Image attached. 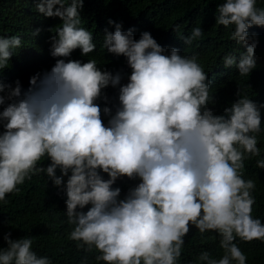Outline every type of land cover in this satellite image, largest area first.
I'll return each mask as SVG.
<instances>
[{
  "label": "clouds",
  "instance_id": "1",
  "mask_svg": "<svg viewBox=\"0 0 264 264\" xmlns=\"http://www.w3.org/2000/svg\"><path fill=\"white\" fill-rule=\"evenodd\" d=\"M83 5L84 0H39L37 12L62 21L51 37L55 64L32 76L27 90L19 81L13 88L0 80V202L46 172L58 194H66L67 223L75 226L68 238L78 249L95 248L97 261L179 264L194 227L202 235L215 232L223 250L219 259L202 251L199 261L246 264L235 240L264 242V224L252 216L256 185L243 178L244 161L261 155L257 135L264 104L238 89L236 101L215 115L208 107L214 102L212 81L196 55L165 49L148 32L136 40L134 29L122 31L111 20L115 31L105 30L103 47L126 58V84L120 72L101 70L94 59H70L77 49L81 56L96 49L92 32L79 26ZM216 13V24L234 26L230 38L246 48L238 61L225 56L224 67L235 66L246 78L257 67L258 44L248 30L264 28V8L257 0H224ZM203 35L195 27L182 40L191 45ZM21 47L19 35L0 36V75ZM110 87L119 89L115 112L97 103L102 97L110 103L104 95ZM45 157L50 164L38 166ZM256 167L264 170V158ZM124 179L138 183L121 198L122 189L114 185ZM4 241L0 264H52L32 250L30 237L13 240L8 233Z\"/></svg>",
  "mask_w": 264,
  "mask_h": 264
},
{
  "label": "trees",
  "instance_id": "2",
  "mask_svg": "<svg viewBox=\"0 0 264 264\" xmlns=\"http://www.w3.org/2000/svg\"><path fill=\"white\" fill-rule=\"evenodd\" d=\"M39 0H0V36L11 37L19 35L22 47L14 50L10 67L0 75V80L13 88L19 81L22 90H27L29 80L37 73L50 71L56 58L51 56V37L55 29L61 26L59 18H46L36 11ZM224 0H84L80 11L81 25L93 34L96 49L87 56H81L79 49L75 50L70 59L85 63L95 60L101 70L120 72L121 84L128 82L131 69L126 58L116 57L109 53L104 44L105 30L115 31V24L122 25V31L134 29L136 40L144 32H148L163 48L179 49L181 56L196 55L198 62L208 74L210 95L214 102L209 104L215 115H223L224 108L230 107L237 99L238 89L248 95L258 105L264 104V28L253 26L249 35L255 34L258 41L254 59L257 67L248 77H241L235 66L226 69L223 59L231 54L239 57L246 53V48L238 45L230 37L234 26L225 28L216 24L215 15L218 4ZM257 7L264 8V0H257ZM179 25V30L176 26ZM200 27L203 38L185 45L182 37L190 36L191 29ZM39 29L38 35H33ZM53 29V31H49ZM166 54H170V51ZM118 88H107L104 95L110 103L105 104L103 97L97 101L101 109L105 106H118ZM105 124L108 117L103 116ZM261 129L257 135L260 157L244 161L243 178L255 182V190L251 195L255 199L253 218L260 219L264 224V170L256 167V160L264 158V109L261 110ZM3 129L0 128V132ZM50 160L47 157L38 166L47 167ZM57 176L60 175L59 169ZM65 183L67 177L64 178ZM107 179V176H105ZM138 181L118 180L114 187L122 189L121 198L134 187ZM19 193L9 194L7 203L0 202V249H6L4 236L11 233V239L30 237L33 240L32 250L38 257L47 256L52 264H104L97 261L100 255L95 248L91 252L77 248V242L68 236L75 227L67 223L65 193H59L46 172L34 175L31 180H25L18 185ZM79 210V209H78ZM87 211V208L84 209ZM220 238L215 232H205L203 235L196 228H191L185 237L179 264H204L198 257L202 251H208L212 258L219 259L223 250L219 247ZM235 243L246 255V264H264V242L254 240L243 242L239 238ZM233 264H236L233 261Z\"/></svg>",
  "mask_w": 264,
  "mask_h": 264
}]
</instances>
